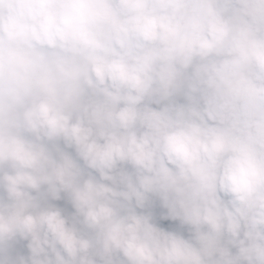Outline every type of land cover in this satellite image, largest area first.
Listing matches in <instances>:
<instances>
[{"label":"clouds","instance_id":"obj_1","mask_svg":"<svg viewBox=\"0 0 264 264\" xmlns=\"http://www.w3.org/2000/svg\"><path fill=\"white\" fill-rule=\"evenodd\" d=\"M0 264H264V0H0Z\"/></svg>","mask_w":264,"mask_h":264}]
</instances>
